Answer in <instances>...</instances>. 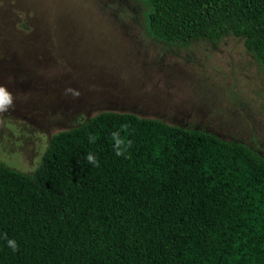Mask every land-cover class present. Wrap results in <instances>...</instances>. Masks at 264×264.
I'll list each match as a JSON object with an SVG mask.
<instances>
[{
	"label": "trees",
	"instance_id": "1",
	"mask_svg": "<svg viewBox=\"0 0 264 264\" xmlns=\"http://www.w3.org/2000/svg\"><path fill=\"white\" fill-rule=\"evenodd\" d=\"M146 1L155 36L233 35L264 66V0ZM121 125L132 144L117 156ZM0 264H264V156L202 128L99 112L54 133L33 172L0 160Z\"/></svg>",
	"mask_w": 264,
	"mask_h": 264
},
{
	"label": "rangeland",
	"instance_id": "2",
	"mask_svg": "<svg viewBox=\"0 0 264 264\" xmlns=\"http://www.w3.org/2000/svg\"><path fill=\"white\" fill-rule=\"evenodd\" d=\"M151 11L146 0H0V84L16 97L0 114V160L33 172L54 133L107 110L264 156V66L243 38L167 41L151 32Z\"/></svg>",
	"mask_w": 264,
	"mask_h": 264
},
{
	"label": "clouds",
	"instance_id": "3",
	"mask_svg": "<svg viewBox=\"0 0 264 264\" xmlns=\"http://www.w3.org/2000/svg\"><path fill=\"white\" fill-rule=\"evenodd\" d=\"M11 79V78H10ZM66 94L71 93L74 97H79L80 92L68 88L65 90ZM15 95L9 90L7 85L0 84V114H3L14 107L15 104ZM2 123V120H0ZM76 123V122H74ZM128 125H121L120 131H115L112 133V139L114 141V149L116 151V155H123V149L125 146L130 147L132 141L130 139L122 138L120 135L121 131H127ZM98 139L95 135H89V141L91 143H95ZM86 160L89 164L99 167V161L93 153H88L86 156ZM5 239H7V234H4ZM8 246L15 252L18 250V244L14 239H7Z\"/></svg>",
	"mask_w": 264,
	"mask_h": 264
}]
</instances>
